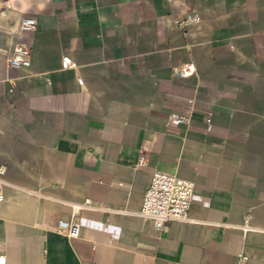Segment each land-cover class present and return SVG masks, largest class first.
I'll use <instances>...</instances> for the list:
<instances>
[{"label": "crops", "instance_id": "obj_1", "mask_svg": "<svg viewBox=\"0 0 264 264\" xmlns=\"http://www.w3.org/2000/svg\"><path fill=\"white\" fill-rule=\"evenodd\" d=\"M190 11L201 19L173 25ZM27 15L36 26L20 30ZM17 43L28 66L8 63ZM185 62L197 72L176 74ZM191 107L190 124L170 117ZM154 168L194 182L192 220L156 229L138 214ZM87 198L98 207H78ZM73 217L78 237L59 229ZM241 252L264 264V0H0L7 264H238Z\"/></svg>", "mask_w": 264, "mask_h": 264}, {"label": "built area", "instance_id": "obj_2", "mask_svg": "<svg viewBox=\"0 0 264 264\" xmlns=\"http://www.w3.org/2000/svg\"><path fill=\"white\" fill-rule=\"evenodd\" d=\"M201 15L197 11H190L182 18L176 19L173 25L177 28L186 27L188 24L198 22ZM36 18L31 15L23 16L19 21V29H33L36 26ZM10 66H28L31 63V48L25 43H17L12 54L8 58ZM75 62L70 54L62 58V67L68 68ZM175 73L188 76L197 72L194 62H185L175 67ZM83 83V78H78ZM194 108L185 112L173 111L170 117L177 122L190 124L192 122ZM210 119V118H209ZM147 164V155L141 153L138 167ZM195 185L194 182L180 176L177 172L154 168L149 185L144 191L141 207L138 214L152 220L156 229H161L169 220L190 221V207L193 201ZM98 207L90 198L78 205V207ZM59 229L66 231L71 237H78L81 233V223L78 218L63 219L59 222ZM0 264H7V256L0 255ZM238 264H252V257L247 252L239 254Z\"/></svg>", "mask_w": 264, "mask_h": 264}]
</instances>
